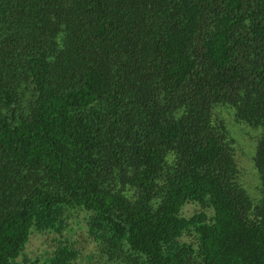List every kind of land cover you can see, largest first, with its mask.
Masks as SVG:
<instances>
[{"label": "trees", "instance_id": "1", "mask_svg": "<svg viewBox=\"0 0 264 264\" xmlns=\"http://www.w3.org/2000/svg\"><path fill=\"white\" fill-rule=\"evenodd\" d=\"M218 107L263 168L264 0H0V264L79 212L105 264H264Z\"/></svg>", "mask_w": 264, "mask_h": 264}, {"label": "rangeland", "instance_id": "2", "mask_svg": "<svg viewBox=\"0 0 264 264\" xmlns=\"http://www.w3.org/2000/svg\"><path fill=\"white\" fill-rule=\"evenodd\" d=\"M215 115L224 122L227 143L231 148L234 163V179L245 197L256 205L264 199V167L256 162L259 140L263 134L261 127H253L245 122H237L233 111L226 107L215 109ZM212 216L209 208L199 204H186L181 210V216L190 218L195 214ZM62 239V238H60ZM63 239L69 241L79 253L73 264H105L96 253L95 245L86 235L85 214L79 212L69 221ZM191 241L190 237L182 239ZM57 245V236L48 233L33 232L18 261L20 264H45Z\"/></svg>", "mask_w": 264, "mask_h": 264}]
</instances>
